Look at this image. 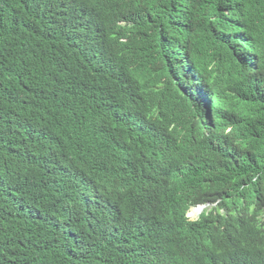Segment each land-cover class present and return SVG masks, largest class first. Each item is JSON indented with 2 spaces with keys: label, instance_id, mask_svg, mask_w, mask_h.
<instances>
[{
  "label": "trees",
  "instance_id": "trees-1",
  "mask_svg": "<svg viewBox=\"0 0 264 264\" xmlns=\"http://www.w3.org/2000/svg\"><path fill=\"white\" fill-rule=\"evenodd\" d=\"M3 166L28 200L0 194V264H126L129 234L143 247L128 255L154 264L170 228L140 216L174 223L203 202L198 183L264 206V0H0V188ZM174 227L160 264H206L213 246L215 264H264L249 226L245 245L208 216Z\"/></svg>",
  "mask_w": 264,
  "mask_h": 264
},
{
  "label": "clouds",
  "instance_id": "clouds-1",
  "mask_svg": "<svg viewBox=\"0 0 264 264\" xmlns=\"http://www.w3.org/2000/svg\"><path fill=\"white\" fill-rule=\"evenodd\" d=\"M78 161L79 157L77 155H72L68 160H65L63 164L60 163L61 171L66 178H74L76 176ZM48 171L55 173L57 177L55 170L49 169ZM1 179L3 188H0V194L9 201L11 206V199L15 196L20 197L24 203L28 200L26 191L24 192L21 190L22 183L20 180L4 166L2 169ZM60 181L72 185L75 187L76 191L83 186L84 183L82 178L79 180H73L72 182H67L66 180ZM198 184L202 192L203 202L187 205L183 216L176 219L174 223L181 218L184 219L186 223H196L203 216H208L213 219L214 224L217 226L215 231L219 232L220 238L227 244H247L248 240L245 237L247 236L245 230L248 226L251 227L259 236H262L261 238H264V206L261 205L262 201L258 203L255 199V202H249L239 196L236 200H233L232 198L225 200L221 197L214 202H210L206 198V192L208 189L203 184ZM51 194L53 193L47 192L41 199H46ZM88 194L91 197L90 211L95 213L96 218L105 223H108L109 221L115 222V219L118 217L117 211H119V207L112 204L106 205L100 203L92 190H89ZM27 205L29 206V204ZM18 208L22 209L24 212L27 210L25 206H20ZM194 209H198L196 216L192 215V211ZM140 218L144 222L152 223L157 231H161L167 227L170 228L167 234L162 235L158 242L149 246L148 249L147 257L154 264H160L159 261L162 255L168 251L175 239V230L180 228L174 227V223H169L162 216L148 214L140 216ZM125 238V244L118 256L124 255L126 264H136V261L134 262L128 255V252L135 255L138 254L143 247V242L140 240L143 238V235L135 237L129 234L125 235ZM247 247L252 248V245ZM95 248L98 260L107 263L108 257L103 248L96 244ZM125 249L127 250L126 252ZM220 250V247L213 246L209 248L208 252H206L203 256H199L197 258L204 257L206 259V264H215V255L219 253ZM242 261L243 255L239 260L235 261L234 264H241Z\"/></svg>",
  "mask_w": 264,
  "mask_h": 264
},
{
  "label": "bare ground",
  "instance_id": "bare-ground-1",
  "mask_svg": "<svg viewBox=\"0 0 264 264\" xmlns=\"http://www.w3.org/2000/svg\"><path fill=\"white\" fill-rule=\"evenodd\" d=\"M197 213H198V209H194V210L192 211V215H193V216H196Z\"/></svg>",
  "mask_w": 264,
  "mask_h": 264
}]
</instances>
